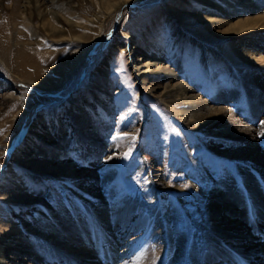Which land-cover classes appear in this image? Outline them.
I'll use <instances>...</instances> for the list:
<instances>
[{"label": "rangeland", "instance_id": "1", "mask_svg": "<svg viewBox=\"0 0 264 264\" xmlns=\"http://www.w3.org/2000/svg\"><path fill=\"white\" fill-rule=\"evenodd\" d=\"M22 1L0 0V21L6 22L0 31L5 29L8 43L3 36L0 41L10 44L9 54L17 52L20 47L19 38L22 37H18V33L26 36L24 40L34 42L40 39L41 43L44 42L45 47L34 51L43 54L35 61H42L41 69L49 76V82H54L56 74L50 76L49 70L58 62L78 55L84 46L53 45L43 33L38 37L30 34L35 28L29 27H36L40 18L47 24L52 18L24 17L20 11ZM111 1L63 0L59 5L50 3L47 9L61 10L64 20L73 24H86L87 20L95 18L99 7H108ZM216 1L219 0H135L125 4L104 22L97 42L61 88L50 86L45 89L27 82L24 77L34 71L21 72V69L17 70L19 66L9 68L0 59V103L6 102L5 107L0 108V246L5 241L16 242L18 237L39 246L42 242L39 234L28 229L25 223L34 226L44 219V215L47 217L50 208L60 212L74 206L77 210L81 208L87 217H92L93 210L85 208L87 202L95 201L93 194L84 188L91 181L87 177L99 179L97 183L105 204L119 200L127 203L128 199L140 206L131 214L130 223L137 222L140 208L145 210L144 214L150 215L152 201H155L164 209L167 206L169 213H163L162 223L178 231L186 246L197 242L204 251L212 246L210 237H207L212 233L206 234L205 239L201 234L212 230L206 215L208 192L214 184L222 181L234 183L230 187L234 185V191L239 192L236 188L241 180L240 171L250 170L252 163L226 158L214 151L213 145L221 146L224 142L186 127L166 106L169 104L159 98V93L168 87L169 82L157 74L146 73L140 77L138 70L142 75L157 57L168 71L178 74V82H186L203 99L212 101L214 94H221L225 99L222 107L239 114L238 117H242L240 112L248 111L250 116L261 118L264 111L254 108L248 92L258 89L264 92V83L259 88L252 84L247 87V78L238 75L224 55L223 44L217 45L220 34L198 23L212 17L216 10L210 3ZM235 11L240 20L264 14V0H251L247 14L242 12L240 4ZM44 14L47 13L42 12V16ZM14 17L17 18L15 23H25L28 28H13ZM99 29L97 25L90 28L80 25L72 37L97 36ZM204 35L214 40H208ZM31 36L37 38L31 39ZM245 39L243 37L241 41ZM203 60H207L211 70L204 69ZM145 75L148 77L144 79ZM33 78L36 83L43 81ZM147 86L153 92L146 90ZM10 97L11 100L6 99ZM20 108L26 109L25 114L14 121L13 116ZM241 119L245 121L244 117ZM254 121L258 120L249 124ZM18 140L23 143L16 148ZM55 141L61 147L57 148ZM65 141L70 143L67 151L63 149ZM98 141L104 146H99ZM40 146L44 152L51 151L56 155L50 163L44 154L29 158L27 162L16 159ZM110 167H114L116 173L106 184L103 180ZM157 177L162 178L169 188L164 190L157 186ZM175 187V190L177 187L181 190L174 191L172 188ZM259 208L264 210V204ZM258 220L257 227L264 231V218ZM102 226L108 227L109 235L120 241V236L113 234L111 223ZM143 231H132L127 241L124 240L125 245L131 242L135 245L136 239L141 240L138 237ZM150 231L152 238L155 234L153 229ZM156 231L159 234L157 241L163 242L166 238L163 229L157 225ZM251 232L253 230L247 234L249 238L244 237L242 249L245 251L264 246L260 235ZM124 243L118 242L114 246L115 258L120 256ZM150 243L154 248V243ZM160 249L161 253H167L165 247L160 246ZM53 251L62 255L60 250ZM105 260L94 255L86 256L78 263L108 264ZM119 261L121 259L116 264H120ZM138 261L136 259L135 263ZM254 261L264 264V254L251 259L252 263ZM48 264L58 263L53 260ZM163 264L168 262L163 261Z\"/></svg>", "mask_w": 264, "mask_h": 264}, {"label": "bare ground", "instance_id": "2", "mask_svg": "<svg viewBox=\"0 0 264 264\" xmlns=\"http://www.w3.org/2000/svg\"><path fill=\"white\" fill-rule=\"evenodd\" d=\"M62 1L52 0L50 2L49 0H43L37 2L36 0H23L20 10L24 17L30 15V18L36 16L38 19L39 16L52 18L49 24L40 18L41 21L36 27H29L35 28L30 30V34L38 37L40 33H43V35L49 37L53 45L65 43L73 47L84 46L78 55L71 56L64 62H58L55 67L49 70L48 74L50 76L56 74L57 79L54 82H49V76L41 69L40 64H42V61H35V59H41L43 54L39 55L34 51L37 48L45 47L44 42L41 43L40 39H36L34 42L27 40V38L24 40L26 36L18 33V37H22L19 38L21 39L19 41L20 47L16 49L18 50L17 52L9 54L10 44L0 41V59L2 64L4 65L5 63L9 68L11 66L16 68L19 66L17 70L21 69V72L31 69L34 73L30 75L27 73L28 76L24 77V80L32 84L35 83L36 86L45 89L50 86H56L55 89L61 88L68 81L79 63L87 57L90 48L97 42V38L102 34L104 22L112 17L116 10L135 0H113L108 7H99L95 18L87 20L86 24H82V22L73 24L69 20H64L60 13L61 10L49 11L47 9V5L50 3L59 5ZM237 4L242 5L243 13L247 14L250 11L251 0H219L210 3L212 9L216 10L212 17L200 20L198 23L207 27L206 29L209 31L213 33L215 31L220 34V41L218 40L217 45L221 46L223 44L225 47L224 55L235 68V72L243 78H247V81L245 80L248 83L247 87L252 84L259 88L260 84L264 83V14L240 20L239 13L235 11ZM42 12L48 15L44 14L42 16ZM16 19L15 17L13 19V28H28L25 23H15ZM233 20L237 21L234 22ZM5 23V21H0V29L5 28ZM80 25L85 28L97 25L100 29L97 31V36L92 35L87 38L82 36L72 37L73 32ZM250 34L256 37H250ZM6 35L5 29L0 31V38L3 36L8 43V36ZM14 36L16 35L14 34ZM204 36L208 40H214L209 35ZM34 37L37 38L36 36H31V39ZM243 37H246L244 42L241 41ZM30 48L33 49L31 50ZM168 58L171 59L170 57ZM164 61L166 60L164 59ZM203 61L204 69L211 70L207 60ZM136 65L140 67L142 64L140 63V66ZM146 73L153 76L157 74L156 76L169 82L168 87L159 93L158 96L162 102L169 104L166 106L182 124L191 130L208 133L211 137L213 136L214 140L223 141L224 145L218 146L215 144L212 146V149L219 155L240 162L252 163L250 170L240 171L241 180L239 179L240 181L236 188L239 192L234 191V185L230 187V184L234 183L225 181L214 184L211 191L208 192L206 215L210 220L212 230L211 232L203 231L201 234L202 239H205L206 234L212 233L209 236L207 235L211 239L209 240L212 246L207 251H204L197 242H192L190 246H186L184 238L178 231L172 230L171 225L162 223L163 213H169L167 212V206L165 205L164 209L155 201H152L153 208L150 211V215L144 214L145 210L140 208L139 221L130 223L131 214L139 205L128 199L126 200L127 203L119 200L118 202L105 204L104 199H101L102 194L97 183L99 179L86 176L91 181L84 188L90 194H93L92 196L95 198L94 203L87 202L85 205V208L93 210V214L90 213L92 217H87L81 208L77 210L74 206L69 208L66 206L67 208L60 212L52 208L48 209L46 212L47 217L44 215V219H40L36 224L34 223V226L25 223L28 229L39 234V238L42 239L39 246L30 240L25 242L20 237L15 240L16 242L5 241V244L0 246V264H48V262L53 260H56L58 264L59 261H63L60 264H79L78 262L84 257H92L94 255L107 259L105 261L108 264L109 262L116 264L119 259H121L119 261L120 264H136V259L139 260L137 264H163V261L168 262V264H170V261H173V264H217V262L222 264H261L255 261V263H252L251 259L264 254V246L251 248L249 251L242 249V246L244 237H248L247 234L251 230H253L251 233H257L256 235H260V239L264 241V231H260L257 227L258 219L264 218V210L259 208V206L264 204V136L261 135L264 132V113H261V118H258L257 116H250L248 111H242L240 114L242 115L241 118H245V121H243V119L238 117L239 114L237 115L226 107H222V102H225L223 95L214 94L215 99H212V101L203 99L200 94H195L196 91L191 89L186 82H178V74L168 71L166 67L160 64V59L157 57L154 62L152 61L148 64L147 71L142 73V75L138 70L140 77H143V74ZM210 75L212 74L210 73ZM33 77L36 79L41 78L43 81L36 83ZM147 77L148 75H145L144 79ZM173 81L174 83H172ZM45 82L49 83V85H44ZM145 88L153 92L150 87L147 86ZM248 96L254 101L253 105L257 111H264L263 91L258 89L253 92L250 90ZM6 99L11 100V97ZM3 103H0V108L5 107L6 102ZM25 111V108H20V111L14 114L13 120H19L25 114ZM252 120L258 121L249 124ZM63 144V149L67 151L70 143L65 141ZM97 144L104 146L102 141H98ZM59 147L61 145L57 143V148ZM42 148L41 146L35 147L30 154L18 156L16 159L19 162H27L29 158H36L44 154V157L50 163L56 155L52 154L51 151L44 152ZM68 169H71L70 166H68ZM115 173L114 167L108 168L103 182L109 184ZM155 184L164 188V190L169 188L162 178L156 179ZM172 189L174 191L181 190L179 187H177V190H175L176 187ZM106 222H108V225L111 223L112 232L120 236V241L109 235L111 231H108V227L102 226V224L106 225ZM157 225L166 234L163 242L157 241L159 237L156 231ZM141 229L144 230L143 234L138 237L141 240L136 239L135 245L132 242L125 245L124 242L127 241L128 235L132 231L138 232ZM150 229H153L155 234L152 238L150 237ZM9 237L10 235L7 238ZM155 238L156 240L153 241ZM118 242L124 243L125 246L121 247L123 251L120 256L115 258L113 251L114 246ZM150 242L154 243V248H151ZM160 246L165 247L167 253H161ZM235 248L238 250H235ZM53 250H60L62 255ZM68 254L76 258L67 256ZM148 255H150V258H148Z\"/></svg>", "mask_w": 264, "mask_h": 264}, {"label": "water", "instance_id": "3", "mask_svg": "<svg viewBox=\"0 0 264 264\" xmlns=\"http://www.w3.org/2000/svg\"><path fill=\"white\" fill-rule=\"evenodd\" d=\"M21 141H22V140H21ZM21 141L18 140V141H17V145L20 144Z\"/></svg>", "mask_w": 264, "mask_h": 264}, {"label": "snow or ice", "instance_id": "4", "mask_svg": "<svg viewBox=\"0 0 264 264\" xmlns=\"http://www.w3.org/2000/svg\"><path fill=\"white\" fill-rule=\"evenodd\" d=\"M261 135L264 136V132H262Z\"/></svg>", "mask_w": 264, "mask_h": 264}]
</instances>
